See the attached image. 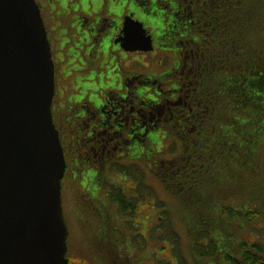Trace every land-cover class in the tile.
I'll use <instances>...</instances> for the list:
<instances>
[{
	"label": "rangeland",
	"instance_id": "1",
	"mask_svg": "<svg viewBox=\"0 0 264 264\" xmlns=\"http://www.w3.org/2000/svg\"><path fill=\"white\" fill-rule=\"evenodd\" d=\"M183 15H185V12ZM189 16L192 17L191 14ZM257 20L258 12L251 18L248 24L251 26ZM48 25L50 30L54 27L50 19H48ZM173 26L174 23L170 25L169 29H172ZM259 33L264 39V26ZM55 35L56 32H52V41L55 46L59 47L60 43L58 44L54 40ZM178 37V35H175L173 38L172 35H166L164 40L159 38L156 43V48L153 51H127L124 52L127 54H124L123 56L120 55L119 51H113L112 53H109L104 60L91 64L98 71L94 76L89 75L92 71V67H89V61H87L88 66L83 67L79 64L80 67L75 68V65L73 66L74 62L68 65L67 61L73 57L72 51H76L75 48H78L76 44H72L73 42L66 44L62 50L56 52L58 57L61 56L64 60L58 65L61 74L58 73L56 76L55 90L57 91V101L55 104V116L57 123L63 129V132L65 130L63 133V139L67 147L70 142H73V146L71 145V147L67 148L68 161L71 155L70 152H75L76 155L74 158L80 160V162L87 161L92 163L94 160V163H97L101 159L104 160V158L107 160H114L113 163L109 162V165H112V168L109 167L107 172L111 177L109 178L108 183L105 184L106 186L104 185V189L113 190V194L114 190L117 192L120 191L121 195L124 197L126 196L125 194L134 195L132 200L128 199L132 203L134 200H137V211L135 213L133 212V216H121L120 222H123L122 225L125 226V229L121 232L123 239V235L127 238V234L129 238L132 237V241H128L130 247L125 245V249L131 251V258L134 260H136V258L141 259L145 264H159L157 260L159 258L161 263L172 262V264H175L178 258L180 262H184L185 264H197V261L203 262L202 258L195 255L196 243H194V241L196 239L194 240L193 235H196V231L191 225H189V222H192L193 220L191 217H188L189 222L186 221L187 213H185V210H187L189 206L185 208L182 201L177 202V198L173 197L172 192L168 189L166 177L175 179V172L174 170H168L166 173H161V171L164 172L163 166L171 162L176 163L178 161L177 159H181V155L184 154L179 145L178 140H180V138L176 137V140L178 141L176 142L171 133V125H169L170 121L160 120L151 129L149 127L150 124L153 123V120L158 118V112H164V102H166L167 99H176L179 96L177 88H174L176 83L170 79V74H165V72H172L174 70L179 71L177 68L180 69L183 66L184 59L183 56L181 59V43H184L182 40L186 39ZM73 39H76V37L74 36ZM206 40L210 42L208 39ZM165 42H176L177 47L174 49H166L163 47ZM191 45H186L187 50L191 48ZM68 48H70L71 54L67 52ZM187 50L185 51L187 52ZM182 52H184V50ZM176 60L180 63H178L179 65L176 64ZM71 61L72 59H70V62ZM63 70L65 72H63ZM131 73L137 74L138 77L131 78L129 75ZM151 73H156L158 75L162 74V76L155 78L156 80H154L153 84H146L145 80L147 78H145V75ZM75 81L80 86H87L90 90L98 92L100 95L98 96V99H102L104 92L106 90L108 92L110 89L101 90V83L107 86L109 83L110 85H115L113 91L121 93L122 95L127 94L128 100L130 99V92L132 94L135 93L134 99L131 97L133 99L132 102H122L117 94L114 92L110 93L112 97L105 107V115L108 117V121L122 123L123 120L127 121L129 119V112H126L125 110H129L131 106H135L136 110L139 109L141 113V119L136 122L135 125H138L141 121H143V123L145 122L148 126L147 137L142 141H140L138 137L130 138L129 136H126L127 132L126 134L124 133L127 130L124 127L120 131H124L122 132L123 135L110 137L109 144H105V148L101 152L97 144V139H99L97 135L99 137L103 136L102 142H106V138L108 137L106 133L109 134V132L116 130L112 128L111 130H108V132L104 131V128L99 126V120L102 117L88 118L91 117L90 108H87L86 110V113H88L87 118L81 119V125L79 127H73L71 130V136H66L70 128H68L67 125L61 124V117L63 114L57 110V105L62 103L70 92H74V88H76V83L74 84ZM95 81L99 83H94ZM178 84H180V82H178ZM69 85H74V88L68 89ZM127 87L128 89H126ZM181 87L185 86L182 85ZM139 90H143L141 92H143V95L146 97V103H148L147 97L152 100V102H150L144 109L140 108L135 103L137 100L136 92ZM153 97H155V99H153ZM149 106L150 108H148ZM154 110H157L158 112H154ZM173 113H176L175 108ZM183 113L185 114L184 109L176 114L180 115ZM130 114V120L133 116L136 117L135 110ZM151 114L153 115L151 116ZM208 121L209 119H207V122ZM135 125L133 126L134 128L137 127H135ZM224 129L231 133L233 127L226 124ZM90 130H94L93 133L96 135L95 138H93V136H86L87 132ZM213 130V126L210 125L206 131V135L204 132L200 131L199 134H194V137L189 139L191 144L190 151H197L198 147L202 146L200 151L205 154H202V157H200L198 166L204 163L205 167L207 165L208 168V171H206L207 179L201 185L203 190L206 189L208 194L206 197L199 193V196L194 200V202H198L199 204L198 206L196 205V207L199 209L202 208V210H205L209 215L210 213H215V211L220 212L221 207H225L226 205L230 206L235 204L237 209L243 207L244 212L246 213L248 210L256 208L257 213L253 212L245 214L248 217L252 214L251 216H255L256 218L245 219L247 222L245 221L246 224L244 230L241 231V229H239V231H241L240 234L237 232L238 239L248 244L260 240L264 244V206L262 203L264 199V139L258 147L259 156L257 158V163L255 162L252 166H247L241 161L243 155L241 146L237 141L238 138H235L234 142H232L233 146L231 147H233V149L231 156L229 157L225 154H221L220 156H222V160L220 157L217 160L214 154V148L212 147V150L208 149L207 142L205 141L202 143V140H200L203 136L208 139H214L216 133H214ZM79 133H82L89 141L79 142ZM152 138L154 142L151 140ZM138 140L140 141L139 143ZM95 152V158H93ZM99 153L104 155L101 156ZM233 160L238 161L233 163L239 164L232 166V163L221 162H232ZM224 163L229 164L230 166L223 165ZM219 164L220 166H227L223 169L224 172L217 167ZM158 165L159 167H157ZM119 166L122 167V169H120ZM72 169H76L75 176H78L79 178L83 177L82 175H85L86 179L92 174L87 166L80 167L75 164ZM80 169L88 173H83L81 175L79 173ZM231 173H237L242 176L240 181L234 185L235 188L229 192L225 187H229L227 183L229 182L227 175H230ZM163 174H165V178L162 177ZM206 174L202 175V177ZM110 187H112V189H110ZM73 189L74 191L71 194V198L66 201L65 205V209L69 211V218L71 213V251L70 255H68V264H96L93 255L91 256L89 252H86L88 251L87 249L85 251L84 248H81L84 239L87 238V227L81 223L79 219L74 217L75 213L79 212V206L76 188L74 187ZM64 194L67 196L68 192L65 191ZM209 198L211 201H206L201 204L199 203V201L209 200ZM177 204L182 210L184 208L185 210L182 212L181 209L177 207ZM195 214H197L196 211H194L193 215ZM222 215V218H225V223L229 228L233 224H237L236 218H231L224 212ZM200 220L201 219L199 218V221ZM242 221L243 219H240L239 223H242ZM132 222L136 228L133 227ZM127 225L128 228H126ZM164 225L168 226L162 228ZM196 226H198V224ZM136 232L139 234L137 243L135 239ZM89 233L90 230L88 228V234ZM170 233H174L173 236L178 238L177 245L174 244L173 240L168 241L166 239ZM218 234H222V232ZM217 242L220 245L218 251L222 256L227 253L234 255L240 252V245L230 244L227 235L218 237ZM124 257L127 258V255L124 254ZM200 257L208 259L210 264L214 263L213 256L200 255Z\"/></svg>",
	"mask_w": 264,
	"mask_h": 264
},
{
	"label": "trees",
	"instance_id": "2",
	"mask_svg": "<svg viewBox=\"0 0 264 264\" xmlns=\"http://www.w3.org/2000/svg\"><path fill=\"white\" fill-rule=\"evenodd\" d=\"M192 1L189 0L188 3L191 4ZM178 2L185 4L183 0ZM193 6L196 11L195 20L184 10L185 15L181 13V17L175 20L173 28L168 29L172 38L178 35V38L186 39L181 43V59L182 56L184 59L182 68H177L179 71L165 72L170 74V79L176 83L174 88H177L179 96L164 102V112L154 110L158 112V118L149 126L151 129L160 120L170 121L171 133L175 140L176 137L180 138L179 145L184 153L176 163L171 162L163 166L164 172L161 173L174 170L175 179L166 177L168 189L173 197L177 198V202L182 201L185 208L189 206L187 210L185 208L182 210L177 204L182 212L185 210L187 213L186 221L189 222L188 217L193 220L189 225L196 231L193 238L196 239L194 243L198 254L195 255L203 259V262L197 261V264H210L208 259L200 255L213 256V264H264V244L260 240L245 243L238 239L237 234L244 230L247 222L245 219L256 218L251 216L252 214L249 217L245 215L256 212V208L246 213L243 207L237 209L232 203L230 206H222L220 212L215 211L209 215L202 208L196 207L199 204L194 200L199 193L204 196L208 194L201 186L207 179L208 168L204 163L198 166L200 157L202 154L205 155L200 151L202 146H199L197 151H190L189 142V139L200 131L206 135L207 129L212 125L213 132L216 133L215 138L208 139L203 136L200 140L202 143L207 142L208 149L214 148L217 160L219 157L222 160L221 154L231 156L232 142L238 138L243 155L241 161L247 166L257 163L258 147L264 139V39L259 33L264 26V0H194ZM257 12L258 20L250 26L248 23ZM166 43L172 45L171 48L177 47L176 42ZM187 44L193 45L187 50ZM154 80L155 78H147L145 83L153 84ZM182 85L185 87H181ZM174 108L176 113L184 109L185 114L173 113ZM226 124L233 127L231 133L224 129ZM151 140L154 142L153 138ZM221 162L232 163V166L239 164L233 163L238 162L236 160ZM223 165L230 166L226 163ZM217 167L223 171L227 166L219 164ZM119 168L122 169L120 166ZM204 174L206 175L202 177ZM241 176L237 173L227 175L229 187H225L226 190L232 191ZM162 177L165 178V174ZM96 178L97 175L92 181L95 182ZM112 200L116 206L114 204L113 216L106 226L107 235L105 230V234L102 233L98 238L99 241H92L81 248L85 251L87 249L86 252L93 255L96 264H145L141 259L131 258V251L125 249V245L130 247L128 241L132 237L129 238L127 234V238L123 235V239L121 232L125 229L123 222H120L121 216H133V212L137 211V200L132 203L122 196L120 191L115 190ZM206 201L211 200L209 198L199 203ZM262 203L264 206V199ZM194 211L197 214L193 215ZM223 212L231 218H236L237 224L229 228L225 218H222ZM240 219H243L242 223H239ZM167 226L164 225L162 228ZM133 227L136 228L134 223ZM221 232L222 234H218ZM173 235L174 233L168 234L166 239L173 240L177 245L178 238ZM224 235L228 236L230 244L240 245L238 254L227 253L222 256L218 251L220 246L217 242L218 237ZM135 236L137 243L138 232ZM68 253L67 256L70 255V252ZM157 260L159 264H172L161 263L160 258ZM175 264L185 263L180 262L178 258Z\"/></svg>",
	"mask_w": 264,
	"mask_h": 264
},
{
	"label": "water",
	"instance_id": "3",
	"mask_svg": "<svg viewBox=\"0 0 264 264\" xmlns=\"http://www.w3.org/2000/svg\"><path fill=\"white\" fill-rule=\"evenodd\" d=\"M151 51L125 17L116 41ZM55 64L36 0H0V264H68L61 181L66 157L52 105Z\"/></svg>",
	"mask_w": 264,
	"mask_h": 264
},
{
	"label": "flooded vegetation",
	"instance_id": "4",
	"mask_svg": "<svg viewBox=\"0 0 264 264\" xmlns=\"http://www.w3.org/2000/svg\"><path fill=\"white\" fill-rule=\"evenodd\" d=\"M41 14L47 29L48 38L51 44L52 55L55 64V84H56V76L60 73L58 65L64 60L61 56L58 57L56 52L58 50H62V48L68 44L73 42L72 44H76L78 48H75L76 51H72L73 57L70 58L68 65L72 62L75 68L88 66L87 61L90 62L89 67L92 69L90 76H94L98 71L91 65L95 62H100V60H104L109 53L113 51H119L120 55H124L127 53L118 42V38L121 36V31L123 28V22L126 16L132 15L134 19L139 20L144 23V27L147 29L148 33L152 35L154 49L156 48V43L159 38L165 39L166 35H169V27L175 20L181 17V13H184V10L188 12V15L191 14L194 18V0L191 4L188 3L189 0H183L185 4L182 5L178 0H36ZM182 1V0H179ZM176 12V13H175ZM178 13V14H177ZM48 19L51 20L54 27L50 30L48 25ZM195 20V18H194ZM159 24V25H156ZM56 32L54 40L59 44L55 46L52 41V32ZM74 36L76 39H73ZM170 44H163V47L166 49H174L171 48ZM176 48V47H175ZM152 50V51H153ZM67 52H70V48H68ZM111 55V54H110ZM178 60H176V64H178ZM63 72H65L63 70ZM104 74V73H103ZM109 74V73H108ZM110 75V74H109ZM131 78H137L138 75L131 73L129 74ZM162 74L158 75L156 73H151L145 75V78H159ZM156 80V79H155ZM76 88L74 85H69L68 89H73L74 92H70L65 100L62 103L57 105V110L60 111L63 116L61 117L62 125H67L70 130H68L66 136H71L74 126L79 127L81 125V119H85L88 116L86 113L87 108L91 109V117H102L99 120V126L104 128V131L111 130L114 128L116 131H111L106 133L108 137L106 138V142L103 141V136L97 137V144L100 148V151L104 150L105 144H109L110 137H116L123 135L122 128H126L127 130L124 132L126 136L130 138L138 137L140 141L147 137L148 126L146 123L141 121L138 125H135L140 118V110L135 108V106H131L130 109L125 110L129 112V119L123 120L122 123H118L116 121H108L107 116L105 115L106 110L105 107L107 103H109L111 99L110 93H113V89L115 85H107L101 83L100 89H109L104 92L102 99H98L100 96L98 92H94L90 90L87 86H80L75 81ZM94 83H99L95 81ZM113 86V87H112ZM112 88V89H111ZM128 89V87L126 88ZM129 91V90H127ZM143 90H139L137 93L136 105L140 108H145L147 105L152 102L151 98L143 95ZM121 99L122 102H132L135 96V93L132 94L130 92L129 100L128 95H122L121 93H116ZM65 94V93H64ZM129 94V92H128ZM56 95L57 91L55 90L54 100H53V116L56 122V125L60 132V137L62 144L64 146V151L66 155L67 167L62 179V196H63V210L65 220L68 226L69 234H68V252L71 251V230H70V218L68 215V210L65 209L66 201L70 200L71 194L74 191V187L76 188L78 195V206L79 212L75 213L74 217L79 219L81 223H83L87 227V238L84 239L83 245L86 246L88 243H92V241H97L98 238L101 237L102 233L105 234L106 226L108 220H111L113 216L114 210V201L113 198V190L104 189V185L108 183L109 178L111 177L108 174L107 169L112 165H109V162H114V160H100L97 163H89L87 161L77 160L74 158L76 155L75 152H70V159L68 161V153L67 148L73 146V142H70L68 147L63 139V129L59 126L55 116V104H56ZM133 97V99L131 98ZM124 105V104H123ZM156 106V105H155ZM150 108V106L148 107ZM135 110L136 117L133 116L130 120V113ZM116 113V112H114ZM73 120V121H72ZM135 125L136 128L133 126ZM94 131V130H93ZM93 131L87 132L86 136H93L95 138V134ZM78 141H89L85 138L82 133H79ZM65 135V134H64ZM65 136V137H66ZM67 138V137H66ZM138 140V143L140 142ZM95 154L93 158H95ZM101 154V153H99ZM104 154H101L103 156ZM75 164L80 167L87 166L92 174L89 175L88 178L85 179V175H82L85 172L80 169L79 173L83 176L79 178L75 176L76 169L74 168ZM111 171V170H110ZM97 175V180L95 182L92 181L93 177ZM77 181V182H75ZM98 181V182H97ZM77 185H76V184ZM106 186V185H105ZM65 191L68 192V195L65 196ZM112 189V187H110ZM132 189V188H130ZM127 200H132L134 195L125 194ZM67 212V213H66ZM88 228L90 233L88 234ZM104 228V231H103ZM101 233V234H100ZM100 234V235H99ZM107 235V230H106ZM99 241V240H98ZM132 241V239H131ZM94 242V243H95ZM68 254V253H67Z\"/></svg>",
	"mask_w": 264,
	"mask_h": 264
},
{
	"label": "snow or ice",
	"instance_id": "5",
	"mask_svg": "<svg viewBox=\"0 0 264 264\" xmlns=\"http://www.w3.org/2000/svg\"><path fill=\"white\" fill-rule=\"evenodd\" d=\"M153 99H155V97H153Z\"/></svg>",
	"mask_w": 264,
	"mask_h": 264
}]
</instances>
